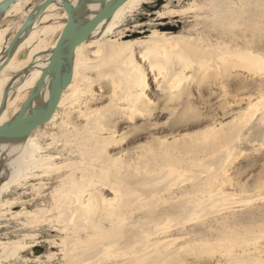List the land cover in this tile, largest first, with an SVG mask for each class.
I'll return each instance as SVG.
<instances>
[{
    "label": "rangeland",
    "instance_id": "obj_1",
    "mask_svg": "<svg viewBox=\"0 0 264 264\" xmlns=\"http://www.w3.org/2000/svg\"><path fill=\"white\" fill-rule=\"evenodd\" d=\"M40 1L21 0L19 11L16 14H9L1 19L0 30L4 24H7L4 41L8 43L11 40L26 19L30 11H28L29 7L35 6ZM55 13L54 10L45 13L47 18L39 20L35 30L33 29V35L29 36L31 39H27V43L15 54L11 66L6 68L3 74H0V79L4 80L3 90L10 80L14 79L13 86L18 87L24 79L23 75L17 73H20L30 62L31 51L36 45L40 44L41 49L46 50L56 43L66 18L62 17L61 10L57 12L58 14ZM161 13H165V16L160 18ZM126 17L123 23H120L105 36L101 35L98 43L102 45L109 41L117 42L119 37L124 34L132 36L134 32L142 30H147V33L157 30V33L164 32L167 36H194L196 46L200 49L203 47L202 49L206 54L208 53V56L210 50L224 52V50L238 48H240L239 52L248 54L253 52L254 55L262 54L264 56V0H149L129 15L126 14ZM52 24L56 25V28L45 37L43 42L42 30ZM127 37L122 39L125 40ZM90 40L85 42L83 47L86 62L89 65L84 69V71L87 70L86 78L83 82L85 84L82 83L85 95L81 94L82 96L77 97L79 100L74 107L64 106L58 109L56 126L54 123L43 124L30 134L35 143L45 147V150L39 152L38 155L48 153L55 156L54 163L56 165L49 167L47 175L43 171H38L37 173L41 174V177L28 178L25 183L23 182L24 184L11 186L9 191L0 198V264L77 263L76 259H79L74 255L76 254L75 247L79 246V243L74 238L78 235L75 230L78 229V226L74 219L80 220L84 215L79 218L78 214L74 213V219L69 221V225H65L61 219L56 222L59 209L55 207V199L62 191L55 192V188L66 180L64 178L67 174L68 176L71 174L70 179L68 178L71 183L87 184L84 187L85 193H87V197H92L91 204L88 206L92 208L91 211L87 212L88 208H86L83 212L84 214L87 212V217H90L91 214L99 215L103 207V199L113 206L127 203L123 210L124 213L127 211L125 222L133 226L137 223L136 227H140L139 225H143L142 223L145 225V222L147 223L145 226H149L148 224L151 222L150 225L155 224L153 227L163 231V233L159 232L161 235L155 233L156 238L151 235V240H171L168 247L177 250V259H170L173 262L169 260L161 264H227L224 253L237 256L245 255L246 251L249 253L248 255H255V258L256 256L264 258V121H261V126H256V129L253 124H247L243 128L245 129L243 131L244 139L238 146L226 144L220 147V143L214 146L210 145L216 135L224 131L225 126L242 125L241 119L251 111L250 109H257L260 105L264 106V60L258 64V68L255 70L248 67L250 64L249 61L247 62L248 59L236 57L231 58L232 66L226 62L225 65L219 63L215 66L210 60L207 62L208 65L198 66L191 60L187 67L186 65H173L180 76L170 82L169 79L172 78L166 74L171 72L169 65L170 68H167V64H163L162 68L160 66L152 68L149 60L153 57L144 58L141 52L140 54L135 50L137 52L134 53L135 64L141 67L143 73L147 75L144 97L148 102L143 106H136L133 103L132 107H127L128 102L123 96L112 100L114 84L117 83L116 85L119 87L123 84L114 82L110 73H103L107 72L109 65L100 64L101 45L97 43L90 45L89 43L92 41ZM154 43L150 41L148 44ZM253 43L256 44V47L251 48ZM165 47L170 48L168 43H165ZM45 52L41 53L40 60L45 59ZM162 60L160 58V62L164 61ZM162 69L163 72L165 71V75ZM115 77L119 78L117 74ZM181 81L183 86L179 84L180 87H178L177 85ZM35 82L36 80H33L30 86L22 92H18L15 88L9 94L4 120L15 115ZM168 87L169 89L165 91ZM16 95H18L17 99ZM63 122L66 123L65 126L62 125ZM91 132L103 138L109 137L102 140L98 146L95 143L89 146V148H96L98 153L88 156L89 153H85L86 147L80 143L81 137L78 136L80 134L89 136ZM236 132H238L237 129ZM49 143L54 144L49 148ZM46 146L49 149L46 150ZM225 147L228 150L225 152L227 154L224 153L221 163H214L215 152L222 148L227 149ZM82 150H85L83 151L84 155ZM101 151L105 156L100 153ZM168 160H172V162ZM218 165L223 166H221L223 171L221 168H219L221 171L217 170L220 172L218 175V189L220 190H218V197L216 196L218 205L216 203L215 205H220L217 208L219 211L207 215L205 209L203 212L200 211L188 218L185 217L184 223L180 222L181 224L174 225L176 223L174 220L179 219V216L167 215L164 213V209L174 200L191 199L195 195L200 196L202 191L203 193L207 191V188L209 189V184L205 180L208 176L207 172L215 171L214 169ZM104 171L106 172L104 173ZM89 172L93 175L92 180L98 183L89 184L90 177L86 175L90 174ZM40 181L46 185L44 190L39 193L36 187ZM154 182L155 184L152 185ZM112 186L116 191L112 189ZM131 191L134 192L131 193ZM7 201L15 203L14 206L2 204ZM152 208L161 213V217L158 216L153 220ZM39 209L43 211L41 215L44 214L45 218H54L53 221L49 220L50 223L48 220L43 221L41 216L34 214ZM129 210L134 218L129 214ZM128 217L130 218L128 219ZM78 222H82V220ZM154 230L152 229V232H155ZM83 234L86 233L81 235ZM240 239L242 240L239 241ZM8 243L17 245L16 250L10 256L3 255L2 247ZM115 243L108 244L109 246L102 252L108 251L105 255L100 254L101 261H84L83 263L134 264L130 257L132 250L126 248L122 242ZM38 248H41V252L37 254ZM239 264L250 263L240 261Z\"/></svg>",
    "mask_w": 264,
    "mask_h": 264
},
{
    "label": "bare ground",
    "instance_id": "obj_2",
    "mask_svg": "<svg viewBox=\"0 0 264 264\" xmlns=\"http://www.w3.org/2000/svg\"><path fill=\"white\" fill-rule=\"evenodd\" d=\"M73 4H76L78 1L80 0H70ZM149 0H127L122 6H120L116 12L114 13V15L108 19V20H104L96 29L95 31L92 33L90 39L91 43H89L90 45L92 44H100L98 43V41H100V36H105L108 32H110L112 29H114L116 26H118L120 23H123V21L127 18L126 14L129 15V13L135 11L138 7H140L141 4L148 2ZM20 2L21 0L16 1L13 5H11V7L7 10V12L5 13L4 16H7L9 14H16L19 11V7H20ZM48 9L50 10H54L56 11L55 14H58L57 12H59L60 10L63 12L62 13V17L66 18V13L64 12V10L62 9L61 6V0H56L55 3H53ZM85 13L87 18H92L94 16V13L96 12L97 9H99V5L96 3H91L88 4L85 7ZM181 13V12H180ZM3 16V17H4ZM165 13H161L159 15V17H164ZM2 17V18H3ZM1 18V19H2ZM47 16H45V14L40 17L39 20L42 19H46ZM39 20L37 21V23L33 26V28L31 30H35L36 25L38 24ZM65 25V23H64ZM64 27V26H63ZM56 28V25L52 24L48 27H46L44 30H42V41H45V37L52 31H54ZM63 29V28H62ZM7 30V28H2L0 30V61H1V54L3 53V48L6 47V45L8 44L6 41H4V35H5V31ZM30 30V32H31ZM62 31V30H61ZM33 32V31H32ZM134 33H138L139 35L136 37H132L131 35H123L119 37V40L117 42L114 41H109L106 42L105 44H100V52H101V56H100V64H107L108 69L107 72H103V73H110L111 75V79L114 82H119L122 83L123 85L121 87H119L118 85L114 84L113 87V93L111 94V98L112 100H117V98H121V96H123L126 101L128 102V106L127 107H132V104L134 103L136 106H143L146 105L148 101H146L145 97H144V90L146 87L145 86V80H146V74L143 73V69L139 66H137L135 64V57H134V53L135 50L139 51V53L141 52L142 55L144 56V58H151L153 57L151 60H149L150 66L152 68H156V66H162L163 64H167V68L171 67V72L166 73L169 74L170 78L169 79L170 82H172L171 80L177 79L178 76H180V74L178 73V71H176L173 67L174 64H176V66H182V65H186L189 66L188 64L191 62V60L193 62H196L197 65H208V60L212 61L213 64L216 66L217 64L221 63V65H223L225 62L227 64H230L231 58L236 57V58H240V59H248L247 62L249 61V66L248 67H252V69H256L258 68V64L262 63V61L264 60V56L262 54L260 55H254L253 52L248 53H243V52H239V49L236 50H229V51H225L224 52H216L214 50H210L209 56L208 53L206 54V52L204 51V49H200L198 46H196V39L195 37L193 38L191 37H186V36H176V35H171V36H167L165 35L166 33H157V30H152V32L147 33V30H142L139 32H134ZM33 35V33H30L31 36ZM160 35V36H159ZM169 35V34H168ZM128 36V37H127ZM123 37H127L124 39H122ZM197 38V37H196ZM29 39V38H28ZM33 39V37H32ZM198 40V39H197ZM150 41L155 42L152 45H149L148 43H150ZM9 42V41H8ZM165 43L169 44V49H167V47H165ZM198 43V41H197ZM21 45V44H20ZM55 43L53 45H51L50 47H48V49L44 50L41 49V45L38 44L36 45V47L34 48V50L31 51V60L30 62H32L33 58L35 57L34 60V64L31 67L28 75H24L23 74V70L20 73L17 74H21L24 76V79L19 83L17 90L18 92H22L24 91L27 87L30 86L31 82L33 80H37L39 78V76L41 75L42 69L45 68L46 66V61H47V56L45 57V59H41L40 60V55L41 53L45 52V51H50L52 48H54ZM85 46V42L82 43L81 45L77 46L74 56H73V67H72V78H71V82L68 85V87L63 91L60 102L58 104L57 110L56 112L53 114L51 120L46 123H54V125L56 126L57 124H55L56 122V118H58L57 116V112L58 109L64 106H75L77 105L76 103L78 102V98L80 96H82L81 94L85 95V93H83L84 91L82 90V83L84 82L85 78H86V71H84V69L86 68V66L88 65V63L86 62V57L85 54L83 52V47ZM174 49H172V48ZM252 47H256V44H251V48ZM19 48V47H18ZM97 49V48H96ZM250 49V48H249ZM16 53V51H15ZM14 53V54H15ZM97 53V52H96ZM99 53V52H98ZM140 53V54H141ZM84 54V55H83ZM97 55V54H96ZM99 55V54H98ZM247 56V57H246ZM142 57V56H141ZM88 58V57H87ZM155 58V59H154ZM160 58H162L163 62H160ZM229 59V61L227 60ZM148 60V59H147ZM134 61V62H133ZM239 61V60H238ZM29 62V63H30ZM176 62H179L178 64ZM244 62V61H243ZM138 63V62H137ZM210 63V62H209ZM264 63V62H263ZM94 64V63H92ZM98 64V63H97ZM96 64V65H97ZM98 64V65H100ZM248 64V63H247ZM170 67H169V66ZM195 65V64H194ZM225 65V64H224ZM232 66V64H230ZM9 66H11V63L6 67L8 68ZM89 66V65H88ZM102 66V65H100ZM230 66V67H231ZM261 66V65H259ZM94 67V66H93ZM96 67V66H95ZM184 67V66H183ZM195 67V66H194ZM204 67V66H203ZM202 67V68H203ZM234 67V66H233ZM162 68V67H161ZM164 68H166V66H164ZM189 68V67H188ZM211 68V66H210ZM235 68V67H234ZM97 69V68H96ZM190 69V68H189ZM161 70V69H160ZM167 70V69H166ZM170 70V69H168ZM205 70V67H204ZM19 72V71H18ZM96 72V71H95ZM163 72V69H162ZM165 72V71H164ZM163 72V74H164ZM168 72V71H167ZM258 72V71H257ZM4 73V71L2 72V74ZM207 73V72H206ZM115 74H117V76H119V78L115 77ZM165 75V74H164ZM162 76V75H161ZM167 76V75H166ZM165 78V77H164ZM187 78V77H186ZM167 79V78H166ZM165 79V80H166ZM162 80V79H161ZM11 81V80H10ZM168 81V82H169ZM183 81V80H182ZM181 81V83H178V87L183 86V82ZM186 81V80H185ZM87 82V81H86ZM85 84V83H83ZM169 84V83H168ZM167 84V85H168ZM171 84V83H170ZM180 84V85H179ZM185 84V83H184ZM187 84V83H186ZM171 86V85H168ZM3 87H4V80L2 81V79H0V102H1V98H2V91H3ZM86 87V86H85ZM172 87V86H171ZM170 87V89H171ZM177 87V89H178ZM185 87V86H184ZM183 87V88H184ZM174 88V87H173ZM172 88V89H173ZM169 89L166 88L165 91H167ZM175 90V89H174ZM163 91V90H162ZM12 92V91H11ZM164 92V91H163ZM172 93V92H171ZM179 93V92H178ZM176 93V94H178ZM184 93V92H183ZM10 94V93H9ZM166 94V93H165ZM174 94V93H173ZM172 94V95H173ZM179 95V94H178ZM49 96V88L48 85L46 84V86L43 88V95H42V101L45 102L48 99ZM78 97V98H77ZM170 97V96H169ZM18 98V95H16V99ZM178 98V97H177ZM176 98V100H177ZM264 100V99H263ZM262 100V101H263ZM171 101V100H170ZM79 104V103H78ZM116 104V103H115ZM251 106V105H250ZM7 107V106H6ZM73 109V108H72ZM251 111L247 112V114H245L242 117V125H236V127H232L231 125L225 126L224 131H222L221 133H218L215 137V139H213L210 143V145H216L217 143H220V147L224 146V145H234V146H238L240 145L241 141H243L244 139V133L243 131L245 129V126L248 125H252L256 126L260 125L261 126V121H264V106H259L257 109H250ZM18 111V110H17ZM133 111V110H131ZM246 113V112H245ZM59 114V113H58ZM5 115H6V109L3 113V115L0 118V124H2L5 120ZM4 120V121H3ZM7 120V119H6ZM63 120V119H62ZM88 121V120H87ZM232 122V121H231ZM236 122V121H235ZM65 122H63V126H65ZM240 124V123H239ZM264 124V123H263ZM262 124V126H263ZM235 126V125H234ZM249 127V126H248ZM236 129L238 130V132H236ZM254 129V128H253ZM252 129V130H253ZM76 130V129H75ZM74 130V131H75ZM246 132V131H245ZM111 135V134H109ZM61 137V136H60ZM81 137L80 143H82L85 147H86V151L82 150V154L84 155V152L86 154H88V156L91 154H96V152L98 153V151H96V148L90 147L92 146V144L95 143L96 146H98L102 140L107 139L103 138L102 136H99L98 134L91 132L89 134V136H82L81 134L78 136ZM33 137L32 136H28L27 138L23 139V140H19V141H2L0 143V198L9 191V189L11 188V186L13 185H21L23 182L25 183V180L28 178H37V177H41V174H38V171H43L45 175L48 174V170L49 167H53L54 165H56L54 163V159L55 156L50 155V154H46V155H38L39 152H43L45 150V147H43L41 144L39 143H35L33 141ZM57 142V141H56ZM55 143V141H54ZM54 143H49L50 145H48V147L50 148V146ZM58 144V143H57ZM82 146V145H81ZM83 146V148H84ZM46 146V150L49 149ZM210 147V146H209ZM212 147V146H211ZM232 147V146H231ZM214 148V147H213ZM227 148V147H225ZM85 149V148H84ZM203 149V148H202ZM216 150V149H215ZM228 150L227 149H220L218 150V152H215L214 156H213V162L218 164L219 162L221 163L222 158L224 157V153ZM209 151V150H208ZM100 153H103V151H101ZM166 153V152H165ZM227 154V153H225ZM104 155V153H103ZM102 155V156H103ZM105 156V155H104ZM103 156V157H104ZM169 156V155H168ZM90 158V157H89ZM71 159V158H70ZM85 159V158H84ZM100 159V158H99ZM67 161V160H66ZM69 161V160H68ZM91 161V160H90ZM171 161L172 160H168ZM64 162V161H63ZM95 162V161H94ZM175 162V161H173ZM97 163V161H96ZM194 163V162H193ZM71 164V163H70ZM73 164V163H72ZM71 164V165H72ZM78 164V163H77ZM90 164V163H89ZM98 164V163H97ZM102 164V163H101ZM163 164V163H162ZM202 164V163H201ZM205 164V163H204ZM60 165V164H59ZM62 165V164H61ZM60 165V166H61ZM70 165V166H71ZM58 166V165H57ZM78 166V165H77ZM86 166V165H85ZM95 166V165H94ZM184 166V165H183ZM222 166V165H221ZM220 165H218V167H216V169H214L215 171L212 172H207L208 176L206 177V181L207 184H209V189L207 188V191H202V194L199 195H195L193 196L191 199H187V200H174L173 202H170V205L167 208H163L164 209V213L169 215V214H173V216L177 215L179 216V219L174 220L176 221V223L174 225H178L180 222H183L186 220L185 217H189L192 216L194 214L199 213L200 211L203 212L206 209V213L208 214H213L216 213L217 211H219V206H217V195L219 194L218 190V175L221 171ZM224 166V164H223ZM222 166V167H223ZM88 167V166H87ZM98 167V166H95ZM94 167V168H95ZM105 167V165H104ZM174 167V166H173ZM214 167V166H213ZM230 167V166H229ZM67 168V167H66ZM69 168V167H68ZM80 168V167H79ZM100 168V167H99ZM175 168V167H174ZM177 168V167H176ZM182 168V167H181ZM210 168V167H209ZM219 168H221V170H219ZM52 169V168H51ZM82 169V168H81ZM75 170V169H74ZM84 170V169H83ZM88 170V169H87ZM193 170V169H192ZM206 170V169H205ZM209 170V169H208ZM72 171V170H71ZM207 171V170H206ZM210 171V170H209ZM223 171V170H222ZM227 171V170H226ZM74 172V171H73ZM81 172V171H78ZM106 171H104L105 173ZM173 172V171H172ZM185 172V171H184ZM53 173V172H52ZM76 173V172H74ZM90 173V172H89ZM98 173V171H97ZM103 173V172H102ZM187 173V172H186ZM195 173V172H194ZM197 173V172H196ZM204 173V172H203ZM223 173V172H222ZM221 173V174H222ZM51 174V173H50ZM153 174V173H152ZM174 174V173H173ZM192 174V172H191ZM205 174V173H204ZM224 174V173H223ZM71 174H69L70 176ZM87 176L90 177L89 184H95L98 183L95 180L93 181V175L90 174H86ZM102 175V174H101ZM115 175V174H114ZM154 175V174H153ZM157 175V174H156ZM160 175V174H159ZM166 175V174H165ZM67 176L64 178L66 180H64V182L57 188H55V192L57 191H62V193H59V196L57 199H55V207H57L58 211H59V215L57 218L61 219V221L65 222V225H69V221L73 220V214L77 213L79 218L80 216L84 215L83 218H80V220H82V222H78L80 221L79 219H74L75 221H77V228L75 229L77 232V237L74 238L75 241H77L79 243V246L75 247L76 248V254L74 255L76 258L78 257L79 260L76 259L78 264H84V261H91V262H96L97 260L101 261L100 258L102 259L101 255L105 253H102L106 250V247H108V244H116L115 242H122L124 244V246L126 248H129L130 250H132V252H130V257L132 259V261L134 262V264H158V263H163L165 261H169L170 259H177V250H173L171 249L169 246V243H171L170 241H165L164 240H151V235L153 237V235L156 233L158 235H161V233H163V231H161L159 228L153 227L154 225H151L149 223L150 219L148 221V225L149 226H145L147 223L145 222L142 223L143 225H139L140 227H136V225H131L127 222H125V215L127 213H124L123 210L124 208L127 206L126 204L120 205V204H116V205H112L111 203L105 201L104 199L102 200V205L103 207L101 208L99 205V207L101 208V211L99 213L98 216H94L91 214V216L87 217V212L91 211L89 204L92 197H87V193L85 190V186L87 185L86 183H77L74 184L73 182L71 183V181L69 180L70 177ZM85 176V174H84ZM85 176V177H87ZM162 176V175H161ZM182 177L184 175H181ZM74 177V175H73ZM139 177V176H138ZM176 177V176H175ZM181 177V178H182ZM188 177V176H187ZM200 177V176H199ZM69 178V179H68ZM72 178V177H71ZM75 178V177H74ZM121 178V177H120ZM223 178V177H222ZM96 179V178H94ZM106 179V178H105ZM150 179V177H149ZM157 179V178H156ZM172 179V178H170ZM191 179V178H190ZM196 179V178H195ZM63 180V179H62ZM69 182H68V181ZM83 180V179H82ZM122 180V179H121ZM152 180H154L152 178ZM151 180V181H152ZM167 180V179H166ZM176 180V179H173ZM182 180V179H181ZM180 180V181H181ZM204 180V181H205ZM27 181V180H26ZM88 181V180H87ZM88 181V182H89ZM128 181V179H127ZM132 181V180H131ZM141 181V180H140ZM146 181V180H145ZM148 181V180H147ZM150 181V180H149ZM189 181V180H188ZM203 181V180H202ZM221 181V180H220ZM102 182V181H101ZM175 182V181H174ZM178 182V180H177ZM184 182V181H182ZM186 182V180H185ZM191 182V181H190ZM199 182V181H198ZM197 182V183H198ZM23 183V184H24ZM138 182L136 181V184ZM144 183V182H143ZM148 183V182H147ZM162 183V182H161ZM171 183V182H170ZM33 184V183H32ZM146 184V182L144 183ZM155 182L152 184L154 185ZM175 185L177 183H174ZM182 184V183H181ZM46 183L41 182L38 184V186L36 187V189L39 191L44 190ZM59 185V184H58ZM135 185V184H134ZM139 185V184H138ZM143 185V184H142ZM149 185V184H148ZM146 185V186H148ZM151 185V184H150ZM166 185V184H165ZM188 185V184H187ZM198 185V184H197ZM145 186V187H146ZM167 186V185H166ZM173 186V185H172ZM56 187V186H55ZM139 187V186H138ZM206 187V185H205ZM163 188V187H162ZM165 188V187H164ZM87 189V188H86ZM112 189L114 191H116V189L112 186ZM173 189V188H172ZM181 189V188H180ZM197 189V188H196ZM157 190V189H156ZM167 190V189H166ZM201 190V188H200ZM91 191V190H90ZM164 191V190H162ZM110 192H112L110 190ZM129 192V191H128ZM134 191H131V193ZM137 192V191H136ZM161 192V191H160ZM165 192V191H164ZM182 192V191H181ZM185 192V191H184ZM183 192V193H184ZM40 193V192H39ZM146 193V192H144ZM162 193V192H161ZM224 193V192H223ZM166 194V193H165ZM189 194V193H188ZM198 194V193H197ZM200 194V193H199ZM93 195V194H92ZM150 195V194H149ZM178 195V194H177ZM182 195V194H181ZM94 196V195H93ZM154 196V195H153ZM217 196V197H216ZM22 197V196H21ZM24 197V196H23ZM145 197V196H144ZM149 197V196H148ZM155 197V196H154ZM157 197V196H156ZM162 198V197H161ZM223 198V197H222ZM227 198V197H226ZM97 199V198H96ZM153 199V197H152ZM174 199V198H173ZM95 200V199H94ZM143 200V199H142ZM149 200V198H148ZM155 200V199H154ZM158 200V199H157ZM165 200V199H164ZM44 201V200H43ZM54 201V200H53ZM146 201V200H145ZM224 201V200H223ZM142 202V201H141ZM226 202V201H225ZM17 203V202H16ZM215 203L217 205H215ZM223 203V202H222ZM3 205H11L14 206L15 203H9L8 201L6 203H3ZM214 204V205H213ZM224 204V203H223ZM2 205V206H3ZM6 205V206H7ZM158 205V204H157ZM1 206V205H0ZM137 206V205H136ZM156 206V205H155ZM208 206H214V207H208ZM95 207V206H94ZM93 207V208H94ZM98 207V206H97ZM96 207V208H97ZM138 207V206H137ZM142 207V206H141ZM153 207V206H152ZM157 207V206H156ZM54 208V207H52ZM88 208L87 212H85L86 214H84L83 212L85 211V209ZM138 209V208H137ZM142 209V208H141ZM144 209V208H143ZM209 209H211L209 211ZM56 210V211H57ZM98 210V208H97ZM229 210V209H228ZM37 211V210H36ZM130 211V215L132 216L131 210ZM20 212V211H19ZM143 212V211H142ZM152 212V217L153 220L158 216H160L161 213H158L157 210H155L154 208H152L151 210ZM162 212V211H161ZM25 213V212H24ZM41 213H43V211L41 209H39L36 213L34 214H38V216L42 217L43 221H53V219L50 218H45L44 214L41 215ZM134 213V212H133ZM3 214V213H2ZM5 214V213H4ZM26 214H28L26 212ZM95 214V213H94ZM128 214V215H129ZM146 214V213H145ZM149 214V212H148ZM46 215V214H45ZM129 215V216H130ZM143 214H141L142 216ZM151 215V213H150ZM162 215V214H161ZM201 215V214H199ZM203 215H205L203 213ZM5 216V215H4ZM47 216V215H46ZM81 216V217H82ZM135 216V215H134ZM137 217L139 215H136ZM146 216V215H145ZM148 216V215H147ZM174 216V217H175ZM176 216V217H177ZM197 216V215H196ZM33 217V216H32ZM144 217V216H142ZM150 217V216H149ZM161 217V216H160ZM170 217V216H169ZM194 217V216H193ZM202 217V216H201ZM38 218V217H37ZM89 218V221H88ZM130 217H128L129 219ZM132 218H134L132 216ZM136 218V217H135ZM199 218V217H198ZM206 218V217H205ZM260 218V217H259ZM56 219V218H55ZM85 219V220H84ZM138 219V218H137ZM163 219V218H162ZM176 219V218H174ZM192 219V218H191ZM91 220V221H90ZM132 220V219H130ZM152 220V222H154ZM164 220V219H163ZM171 221V219H169ZM173 220V219H172ZM202 220V219H201ZM29 221V220H28ZM27 221V222H28ZM133 221V220H132ZM134 221H136V219H134ZM139 221V220H137ZM143 221V220H142ZM145 221V220H144ZM147 221V220H146ZM168 221V220H167ZM210 221V220H209ZM30 222V221H29ZM28 222V223H29ZM55 222V223H56ZM156 222V221H155ZM166 222V221H165ZM164 222V223H165ZM172 222V221H171ZM170 222V223H171ZM44 223V222H42ZM50 223V222H49ZM62 223V222H61ZM162 223V222H161ZM168 223V222H167ZM184 223V222H183ZM192 223V222H191ZM76 224V223H75ZM74 224V225H75ZM133 224V223H132ZM135 224V223H134ZM141 224V223H140ZM157 224V223H156ZM163 224V223H162ZM172 224V223H171ZM181 224V223H180ZM27 225V224H25ZM34 225V224H33ZM64 225V224H63ZM167 225V224H166ZM205 225V224H204ZM54 226V225H53ZM75 226V227H76ZM138 226V225H137ZM170 226V225H169ZM168 226V227H169ZM172 226V225H171ZM181 226V225H180ZM65 227V226H64ZM74 227V228H75ZM52 228V227H51ZM56 229L58 227H55ZM163 228V227H162ZM161 228V229H162ZM187 228V227H186ZM189 228V227H188ZM252 228V227H251ZM152 229H155V232H152ZM164 229V228H163ZM247 229V228H246ZM67 230V229H65ZM62 231V230H61ZM69 231V230H68ZM161 231V233L159 234V232ZM165 231V230H164ZM178 231V230H177ZM202 231V230H201ZM86 233L85 235H81L82 233ZM152 232V233H151ZM158 232V233H157ZM186 232V231H185ZM188 232V231H187ZM165 234V233H164ZM157 236V235H156ZM155 237V235H154ZM70 238V237H69ZM156 238V237H155ZM231 238V237H230ZM260 238V237H259ZM167 239V238H166ZM67 240V239H65ZM69 240V239H68ZM175 240V239H174ZM173 240V241H174ZM207 240V239H206ZM235 240V239H234ZM242 239H240L239 241H241ZM68 242V241H67ZM72 242V241H71ZM76 242V243H77ZM248 242V241H247ZM15 243V242H14ZM75 243V242H74ZM75 243V244H76ZM236 243V242H234ZM241 243V242H240ZM66 244V241H65ZM68 244V243H67ZM74 244V246H75ZM120 244V243H119ZM54 245V243H53ZM73 245V244H71ZM70 245V246H71ZM69 246V247H70ZM113 246V245H111ZM117 246V245H116ZM193 246V245H192ZM199 246V245H197ZM239 246V245H238ZM237 246V247H238ZM115 247V246H114ZM112 247V248H114ZM196 247V246H195ZM3 250L4 253L3 255H8L10 256L11 254H13V252L16 250L17 245H12L11 243L6 244L5 246L3 245ZM119 248V247H118ZM184 248V247H183ZM115 249V248H114ZM179 249V248H178ZM182 249V248H181ZM187 249V248H186ZM229 249V248H228ZM65 250H67V248H65ZM123 250V249H122ZM126 250V249H125ZM197 250V249H195ZM212 250V249H211ZM226 250V248H225ZM64 251V250H63ZM62 251V252H63ZM68 251V250H67ZM180 251V250H179ZM123 252V251H122ZM211 252V251H210ZM216 252V251H215ZM214 252V253H215ZM245 252V251H244ZM247 252V251H246ZM245 255H233L231 253H224V257L226 259V263L227 264H239L240 261H245V262H249L250 264H264V258H260L258 256H256V258L254 257L255 255H248L249 253H246ZM56 253V252H55ZM54 253V255H56ZM102 253V254H101ZM182 253V252H181ZM219 253V252H218ZM1 254V253H0ZM101 254V255H100ZM111 254V252H110ZM253 254V253H252ZM48 255H52V254H48ZM65 255V254H63ZM69 255V254H68ZM67 255V256H68ZM112 255V254H111ZM127 255V254H126ZM107 256V255H106ZM105 256V257H106ZM129 256V255H128ZM127 256V258H128ZM176 256V257H175ZM2 257V256H1ZM14 258V256H12ZM41 257V256H40ZM50 257V256H49ZM109 257V256H108ZM107 257V259H108ZM114 257V256H113ZM123 257V256H122ZM39 258V257H38ZM49 259V258H47ZM46 259V260H47ZM55 259V258H54ZM75 259V258H74ZM72 259V260H74ZM129 260H131L130 258H128ZM70 260V259H69ZM127 260V259H126ZM124 260V261H126ZM50 261V259H49ZM172 261V260H170ZM238 261V262H237ZM173 262V261H172ZM178 262V261H177ZM180 262V261H179ZM185 262V261H184ZM50 263V262H49ZM75 263V264H77ZM99 263V262H98ZM69 264V263H68ZM73 264V263H70ZM96 264V263H95ZM123 264V263H122ZM125 264V263H124ZM127 264V263H126ZM129 264V263H128Z\"/></svg>",
    "mask_w": 264,
    "mask_h": 264
},
{
    "label": "water",
    "instance_id": "obj_3",
    "mask_svg": "<svg viewBox=\"0 0 264 264\" xmlns=\"http://www.w3.org/2000/svg\"><path fill=\"white\" fill-rule=\"evenodd\" d=\"M18 0H0V21L7 10ZM127 0H80L73 4L70 0H61V6L66 13V22L57 38L54 48L44 53L47 56L46 66L32 86L31 91L15 115L0 124V143L2 141H19L27 138L36 128L48 123L56 112L63 91L68 87L72 78L73 56L77 46L89 41L95 29L104 21L110 19L116 10ZM56 0H42L33 7L21 26L15 32L6 47L3 48L0 61V74L10 64L12 56L20 44L28 37L30 30L44 15ZM96 3L99 9L92 18H87L85 7ZM7 27L4 24L2 28ZM133 33L132 37L138 36ZM7 40L9 37L7 36ZM28 63L23 74L28 75L34 64ZM11 80L4 88L0 102V118L3 115L8 96L17 86ZM48 85L49 96L43 102V88ZM37 254L41 248L37 249Z\"/></svg>",
    "mask_w": 264,
    "mask_h": 264
},
{
    "label": "crops",
    "instance_id": "obj_4",
    "mask_svg": "<svg viewBox=\"0 0 264 264\" xmlns=\"http://www.w3.org/2000/svg\"><path fill=\"white\" fill-rule=\"evenodd\" d=\"M41 1H42V0H41ZM38 3H39V2H38ZM38 3H37V4H38ZM49 10H50V9H49ZM49 10L47 9V11H49ZM28 11H29V10H28ZM47 11H46V12H47ZM46 12H45V13H46ZM45 13H44V14H45ZM32 31H33V30H31V32H29V35H30V33H32ZM31 36H32V35H31ZM28 38L31 39V37L28 36V37L25 39V41H23V42L21 43V45L19 46V48L16 50V53L19 51V49H21V48L23 47V45H24L25 43H27V41H28L27 39H28ZM16 53H15V54H16ZM15 54H13V56H12V60H11L12 62H13V58H14ZM10 63H11V62H10ZM5 69H6V68H5ZM5 69H4V71H5ZM1 74H2V73H1Z\"/></svg>",
    "mask_w": 264,
    "mask_h": 264
}]
</instances>
